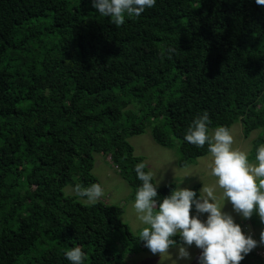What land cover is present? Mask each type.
<instances>
[{
  "label": "trees",
  "instance_id": "trees-1",
  "mask_svg": "<svg viewBox=\"0 0 264 264\" xmlns=\"http://www.w3.org/2000/svg\"><path fill=\"white\" fill-rule=\"evenodd\" d=\"M205 111L209 128L239 121L245 138L264 131V6L255 0H156L119 27L92 0H0V264H70L64 252L76 246L85 264H128L149 250L120 205L89 206L63 189L98 183L100 153L134 199L144 158L128 138L150 125L159 145L178 139L177 163L188 166L208 154L183 139ZM262 143L264 134L249 160ZM175 188L158 186L157 199ZM190 190L199 198L198 185ZM250 222L264 226L255 213Z\"/></svg>",
  "mask_w": 264,
  "mask_h": 264
},
{
  "label": "clouds",
  "instance_id": "clouds-1",
  "mask_svg": "<svg viewBox=\"0 0 264 264\" xmlns=\"http://www.w3.org/2000/svg\"><path fill=\"white\" fill-rule=\"evenodd\" d=\"M155 3L156 0H92V7L119 27L125 23L126 16L139 17ZM255 3L264 6V0H255ZM175 51V48L165 46L169 58ZM210 124L209 114L205 111L187 126L183 139L198 148L207 145L206 166L215 178L214 183L203 184L199 198H196V192L177 186L158 200L156 173L145 171L147 165L141 161L134 166L136 178L141 183L135 190L131 207L137 221L138 237L152 254L169 255V249L176 247L178 260L189 259L185 246L194 244L201 250L198 264H240L258 243L264 245V229L257 242L251 235L244 234L240 226L244 223H235L233 216L222 208L227 200L242 218L250 219L255 213L264 224V144L256 147L254 159L249 160L248 152L234 147L235 139L229 127L210 129ZM70 192L89 206L97 204L105 195L99 183L89 186L76 183L70 187ZM193 205L198 214L207 213L205 220L191 215ZM177 235L180 243L172 239ZM64 256L70 264H85L86 255L79 246L65 250Z\"/></svg>",
  "mask_w": 264,
  "mask_h": 264
},
{
  "label": "rangeland",
  "instance_id": "rangeland-1",
  "mask_svg": "<svg viewBox=\"0 0 264 264\" xmlns=\"http://www.w3.org/2000/svg\"><path fill=\"white\" fill-rule=\"evenodd\" d=\"M135 103L138 105L137 102ZM135 103H131L127 107V110H135ZM230 129L235 139L234 147H239L248 152L249 156L252 153L253 141L264 134V131L260 128L252 131L249 136L245 138L242 134V126L239 121L235 122ZM128 141L134 149V155L144 158L143 162L147 165V170L156 173V180L159 181L158 186L174 183L176 187L192 189L194 186L198 185L200 193L203 184H213L215 181V178L210 175V170L206 166L208 154L197 158L188 166L180 167L177 163L179 157L178 139L174 138L175 145L173 148L163 147L153 140L150 125L145 128L142 134L130 136ZM92 173L97 177L98 183L101 184L105 192V195L101 197L100 200L108 204L120 205L123 208V213L121 215L122 221L129 226L130 230L135 235H138L137 221L135 220L131 207L134 201L131 196L133 189L113 168L109 158L103 157L100 153H94ZM70 187L71 186H66L63 189L65 195L74 194L70 192ZM217 194L219 195L218 189ZM222 211L232 215L234 222L239 225L246 222L251 223L250 219H244L238 213L234 212L232 205L227 200L224 201ZM191 215H198L202 221L207 217V213L198 214L195 210V206L191 209ZM262 229H264V226L255 227V232L258 236ZM185 247L190 254L189 259L178 260V249L172 247L169 249V255H154L150 250H144L135 254H128L125 257V262L128 264H198V256L201 250L196 248L194 244Z\"/></svg>",
  "mask_w": 264,
  "mask_h": 264
},
{
  "label": "built area",
  "instance_id": "built-area-1",
  "mask_svg": "<svg viewBox=\"0 0 264 264\" xmlns=\"http://www.w3.org/2000/svg\"><path fill=\"white\" fill-rule=\"evenodd\" d=\"M240 226L245 235H251L253 239L259 242V236L249 223L246 222ZM252 252L255 258L251 264H264V245H259L258 243V246L255 247Z\"/></svg>",
  "mask_w": 264,
  "mask_h": 264
},
{
  "label": "crops",
  "instance_id": "crops-1",
  "mask_svg": "<svg viewBox=\"0 0 264 264\" xmlns=\"http://www.w3.org/2000/svg\"><path fill=\"white\" fill-rule=\"evenodd\" d=\"M251 224V223H250ZM253 226V225H252ZM254 227V229H255V226H253Z\"/></svg>",
  "mask_w": 264,
  "mask_h": 264
}]
</instances>
